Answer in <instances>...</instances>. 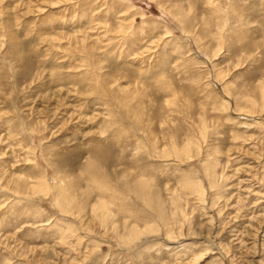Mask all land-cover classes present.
I'll use <instances>...</instances> for the list:
<instances>
[{
	"label": "rangeland",
	"instance_id": "rangeland-1",
	"mask_svg": "<svg viewBox=\"0 0 264 264\" xmlns=\"http://www.w3.org/2000/svg\"><path fill=\"white\" fill-rule=\"evenodd\" d=\"M0 264H264V0H0Z\"/></svg>",
	"mask_w": 264,
	"mask_h": 264
},
{
	"label": "bare ground",
	"instance_id": "bare-ground-1",
	"mask_svg": "<svg viewBox=\"0 0 264 264\" xmlns=\"http://www.w3.org/2000/svg\"><path fill=\"white\" fill-rule=\"evenodd\" d=\"M88 176H89V180L91 181V182H94L95 184H98V186H101V188H103V187H106V184L103 182H101V178H99L98 176H95V175H93V174H91V173H89L88 174ZM96 187V186H95ZM97 188V187H96ZM99 188V187H98ZM97 188V189H98ZM100 188V189H101Z\"/></svg>",
	"mask_w": 264,
	"mask_h": 264
}]
</instances>
